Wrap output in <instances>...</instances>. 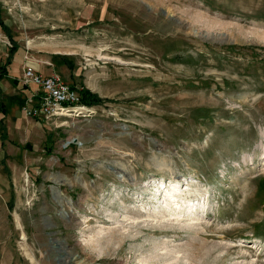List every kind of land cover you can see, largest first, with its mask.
Instances as JSON below:
<instances>
[{"label": "rangeland", "instance_id": "rangeland-1", "mask_svg": "<svg viewBox=\"0 0 264 264\" xmlns=\"http://www.w3.org/2000/svg\"><path fill=\"white\" fill-rule=\"evenodd\" d=\"M0 18V264H264V0H0ZM11 45L0 26V65ZM27 65L100 101L36 120Z\"/></svg>", "mask_w": 264, "mask_h": 264}, {"label": "built area", "instance_id": "built-area-1", "mask_svg": "<svg viewBox=\"0 0 264 264\" xmlns=\"http://www.w3.org/2000/svg\"><path fill=\"white\" fill-rule=\"evenodd\" d=\"M21 83L30 92L24 99L23 111L36 120L49 121L75 109L90 111V107L81 102L79 89L57 73L43 74L27 65L23 68Z\"/></svg>", "mask_w": 264, "mask_h": 264}, {"label": "trees", "instance_id": "trees-1", "mask_svg": "<svg viewBox=\"0 0 264 264\" xmlns=\"http://www.w3.org/2000/svg\"><path fill=\"white\" fill-rule=\"evenodd\" d=\"M0 26L3 29L4 33L7 35L10 43L12 44L9 48L8 55L5 59V61L0 65V80L5 78V79H10L12 83H16L17 79L12 78L8 75L7 66L11 64L12 57L17 50V43L13 39L9 28L3 23L1 18H0ZM79 93H80V97H81V102L83 104L93 105V104H96L100 101L98 96L95 93L91 92L89 89L82 88L81 90H79ZM25 95H28V94H25ZM3 97H5V95L3 94L2 90L0 89V99ZM23 101L24 100H22V104H23ZM0 112L2 114L7 113V109L4 106L2 101H0ZM0 130H1L0 137H1V140L3 141L4 138L6 137V132H5V125L3 124L2 120H0ZM28 144L29 143H26V146H28Z\"/></svg>", "mask_w": 264, "mask_h": 264}, {"label": "bare ground", "instance_id": "bare-ground-1", "mask_svg": "<svg viewBox=\"0 0 264 264\" xmlns=\"http://www.w3.org/2000/svg\"><path fill=\"white\" fill-rule=\"evenodd\" d=\"M114 164H115V168H113V170H115V172L119 174L120 173V170H121V168H120L121 166H120V164H118V162L117 163H114ZM169 198L167 199V202H168L167 205L171 206L172 208H176L177 206H179L180 203L183 204V200L184 199L181 198L180 195L178 197L171 198V200ZM185 204H186V201H185ZM22 239H24V237H22ZM30 259H31V261H33L32 258H30Z\"/></svg>", "mask_w": 264, "mask_h": 264}, {"label": "crops", "instance_id": "crops-1", "mask_svg": "<svg viewBox=\"0 0 264 264\" xmlns=\"http://www.w3.org/2000/svg\"><path fill=\"white\" fill-rule=\"evenodd\" d=\"M42 73H43V72H42ZM43 74H49V72H47V73H43ZM10 77H11V75H10ZM2 80H3V79H2ZM2 80H0V81H2ZM4 81H8V79L5 80V78H4ZM4 81H3V82H4ZM7 84L10 86L9 83H7ZM25 90H26V92H29L28 87H26V86H25ZM10 92H11V91L9 90V91H8V94H9ZM26 92H25V94H26Z\"/></svg>", "mask_w": 264, "mask_h": 264}]
</instances>
